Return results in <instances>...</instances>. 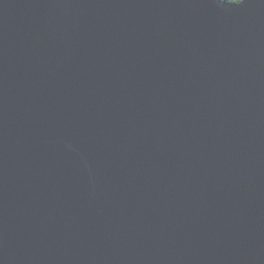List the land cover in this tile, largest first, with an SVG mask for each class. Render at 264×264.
<instances>
[{
    "label": "water",
    "instance_id": "1",
    "mask_svg": "<svg viewBox=\"0 0 264 264\" xmlns=\"http://www.w3.org/2000/svg\"><path fill=\"white\" fill-rule=\"evenodd\" d=\"M0 264H264V0H0Z\"/></svg>",
    "mask_w": 264,
    "mask_h": 264
},
{
    "label": "trees",
    "instance_id": "2",
    "mask_svg": "<svg viewBox=\"0 0 264 264\" xmlns=\"http://www.w3.org/2000/svg\"><path fill=\"white\" fill-rule=\"evenodd\" d=\"M228 1H236V0H228Z\"/></svg>",
    "mask_w": 264,
    "mask_h": 264
}]
</instances>
